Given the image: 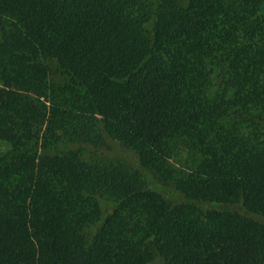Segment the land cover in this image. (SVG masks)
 <instances>
[{
    "label": "trees",
    "instance_id": "obj_1",
    "mask_svg": "<svg viewBox=\"0 0 264 264\" xmlns=\"http://www.w3.org/2000/svg\"><path fill=\"white\" fill-rule=\"evenodd\" d=\"M0 85V264H264V0H0Z\"/></svg>",
    "mask_w": 264,
    "mask_h": 264
},
{
    "label": "rangeland",
    "instance_id": "obj_2",
    "mask_svg": "<svg viewBox=\"0 0 264 264\" xmlns=\"http://www.w3.org/2000/svg\"><path fill=\"white\" fill-rule=\"evenodd\" d=\"M0 87H1V85H0ZM8 148H9V145L7 143H4L3 141L0 140V154L6 152L8 150ZM176 162H177V164L174 165L175 168H177V167L178 168H182V167H185L188 164L184 159L183 160H178ZM109 212H111V210H108L107 214ZM98 229H99V226H96L93 231L95 232Z\"/></svg>",
    "mask_w": 264,
    "mask_h": 264
}]
</instances>
